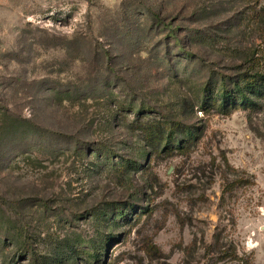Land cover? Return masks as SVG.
Here are the masks:
<instances>
[{
	"label": "rangeland",
	"instance_id": "1",
	"mask_svg": "<svg viewBox=\"0 0 264 264\" xmlns=\"http://www.w3.org/2000/svg\"><path fill=\"white\" fill-rule=\"evenodd\" d=\"M257 73L264 0H0V264H264Z\"/></svg>",
	"mask_w": 264,
	"mask_h": 264
},
{
	"label": "trees",
	"instance_id": "2",
	"mask_svg": "<svg viewBox=\"0 0 264 264\" xmlns=\"http://www.w3.org/2000/svg\"><path fill=\"white\" fill-rule=\"evenodd\" d=\"M226 88V87H225ZM228 89V88H226ZM226 90L224 96V101L228 104L223 105V110L228 111L230 108L238 106L241 101L244 103L248 95H252L253 97H260L264 94V74L257 73L252 76H241L239 79L232 81V88ZM241 98V101H239ZM224 102V103H225ZM149 134L146 136L150 143L155 145V152L153 154L157 155L158 152H167L170 154H174L175 151L182 152L186 149L185 143H180L177 146L173 144V146H164L161 144L162 139L167 138V136L160 134H153V128H148Z\"/></svg>",
	"mask_w": 264,
	"mask_h": 264
}]
</instances>
